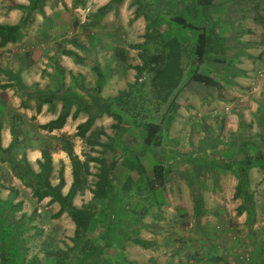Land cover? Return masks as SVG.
I'll return each mask as SVG.
<instances>
[{"label": "rangeland", "instance_id": "rangeland-1", "mask_svg": "<svg viewBox=\"0 0 264 264\" xmlns=\"http://www.w3.org/2000/svg\"><path fill=\"white\" fill-rule=\"evenodd\" d=\"M151 1L171 15L179 13L193 24L198 23L192 14V0ZM140 2L131 0L129 6L136 10ZM226 2L233 3L226 23L233 36L240 35L234 10L251 6V10L261 14V8L253 6L255 0ZM144 9L140 7L138 12L143 15ZM69 11V18L75 27L81 12ZM151 24L148 33L152 40L155 38L154 51L160 50L157 41L161 39L175 36L187 38L182 41L184 50L181 52L183 66L187 70L194 32L181 30L167 20L156 19ZM134 49L130 51L132 55L129 59L138 61L141 49ZM238 66L245 67L243 64ZM210 68L211 63L201 71L209 74ZM2 71L0 69V76ZM147 76H142L143 84L135 90L143 104L146 101L144 95L157 97ZM249 78V81L225 83V91L206 96L200 104L199 98L186 101L187 107L177 113L174 123L163 132L161 143L156 145L157 156L151 152L138 157L128 156L139 164L141 171L130 170L123 160L127 156V148L141 143L143 125L147 118H151L150 113L132 111L131 115H136L138 123H122L114 128L112 126L116 124V119L105 117L101 129L91 130L84 138L86 143L79 142V139L74 143H77V149L81 146L84 155L99 156L106 164L116 162L113 184L117 201L112 216L116 230L112 245L105 247L103 243L104 201L88 200V194L82 192L81 206L86 205L93 218L88 232L77 241L74 240L75 224L67 213L59 216L53 214V218H49L52 219L50 223H45L36 207L35 222L24 220L21 225L13 217H1L0 264H54L47 252L56 248L68 249L67 260L74 261L82 256L84 247L86 250L93 245H100L102 249L91 264H264V168L249 169L246 194L241 198L235 196L237 178L232 169L184 161L185 157L194 155L217 157L234 164L246 156V151L251 153L258 146L264 149V127L257 126L251 117H243L245 113L242 111L247 84H252V88L261 92L257 97V100H261L264 96V77L256 79L252 74ZM116 90L115 85L108 88L109 94H114ZM250 99L254 101L256 98ZM5 100L14 113L15 105L20 101ZM148 107L153 113L155 104ZM145 109L148 108L145 106ZM257 115L258 119H264L263 111ZM64 136L67 140L71 139ZM94 141L108 146L91 143ZM49 142L55 145V137ZM243 143L249 144L243 146ZM90 167L92 175L83 176L80 184L86 189L95 186L99 164L96 166L94 163ZM2 179L0 193L1 188H11L9 178L5 175ZM6 203L7 199L0 198V216ZM26 219L30 218L27 216ZM135 238H142L147 244L138 245L134 242ZM1 241L5 246L1 245Z\"/></svg>", "mask_w": 264, "mask_h": 264}, {"label": "crops", "instance_id": "crops-1", "mask_svg": "<svg viewBox=\"0 0 264 264\" xmlns=\"http://www.w3.org/2000/svg\"><path fill=\"white\" fill-rule=\"evenodd\" d=\"M130 1L0 0V24L22 25L21 35L16 41L0 46V69L3 70L0 76L1 146L7 148L13 136L18 146L14 155L0 154V157L20 161V164L25 158L31 168L38 172L37 160L42 158L41 150L53 137L56 139L65 134L71 137L69 140L79 159L83 161L86 158L87 155L81 152V146L77 149V143L74 142L79 139V142L86 143L84 138L88 133L95 128L101 129L105 117L111 118L106 113V101L108 105L119 90L135 81L136 71L131 66L141 63V59H129L132 55L130 51L135 50L130 44L144 40L152 19H146L144 15L135 18V8L129 6ZM17 5L23 7H16ZM217 5L220 6L211 11L209 25L214 26L223 43L219 52L211 54L204 66L211 63L207 75L218 83H188L177 97L180 105L177 113L186 108L188 100L193 97L199 98L197 100H200V104L201 99L206 96H214L220 90L225 91V83L249 81L252 74L256 79L264 77L257 73L258 64L260 66L264 61V0H255L253 4L261 8V14L251 10V6L234 10L237 17L235 24L239 22L240 31V35L236 36L230 32L229 25L226 28L233 3L224 1ZM104 6L106 8L99 11ZM69 10L81 12L75 27L69 18ZM65 50H69L71 54H65ZM239 64L245 67L240 68ZM98 71L103 75L100 79ZM141 79L142 77L139 80ZM97 83L100 84V89ZM114 85L117 90L114 94H109L108 88ZM251 85L247 84V92L243 97V117H251L262 128L264 119H258L257 114L264 112V96L257 100L261 92L258 93V89ZM6 98L20 101L15 105L14 113L10 111ZM250 98L256 99L252 101ZM195 109L199 110L197 107ZM61 112H68L63 127L53 130L40 128V125L56 119ZM89 117L92 119L91 127L85 137L81 138L76 135L77 126ZM49 146L53 166L50 182L52 185L59 182L58 172L63 166L65 184L62 193L65 195L73 182L71 161L61 149L59 140L56 139L55 145L50 143ZM94 163L91 161L89 165ZM0 167V182H3L5 175L11 181V188H1L0 198L7 199V203L2 207L3 214L0 218L13 217L20 225L24 220L34 223L37 207L42 220L50 223L52 219L49 218H53V214L59 210V203L51 202L49 196L37 200L28 184L34 182V178L25 174L18 163L15 171L7 162L0 163ZM89 170L92 172L91 167ZM93 189L94 186L79 189L73 197V204L81 206L82 192L88 194V200H92ZM27 216L30 219H26Z\"/></svg>", "mask_w": 264, "mask_h": 264}, {"label": "trees", "instance_id": "trees-1", "mask_svg": "<svg viewBox=\"0 0 264 264\" xmlns=\"http://www.w3.org/2000/svg\"><path fill=\"white\" fill-rule=\"evenodd\" d=\"M139 6L135 10V18L140 14L138 10L140 7L149 10L147 12L144 9V17L146 19H152V21L167 20L170 23L177 25L179 29L194 32L193 38L191 39L192 45L189 48L190 63L187 70L184 69L183 59L181 52L184 50L182 41L184 42L187 38L172 37L169 39H161L157 41L160 47L159 51H154L155 46L152 40L151 34L147 32L144 35V40L139 43L130 44L131 48L141 49L140 59L141 63L138 65L131 66L136 71L135 81L129 83L127 88L120 90L116 96L113 97L110 102L106 101V113L116 119V124L112 127H119L122 123H138L136 115H131L132 111L140 112L143 110L145 113H150L151 118H145L147 121L144 122V134L142 141L139 146H134L127 148L125 151L126 157L123 163L130 169L141 171L139 164H136L133 160L129 159L128 156L138 157L144 155L147 152H151L153 155L157 156L156 145L161 143V138L163 132L167 131L171 123L176 117L177 111L179 109V103L177 97L181 90H183L186 85L192 81L204 83V84H214L215 81L209 75L202 73L201 69L204 67L206 62L210 59V55L214 52L218 53L223 39L219 37L214 29V26L209 25L211 11L213 12L219 2L229 1V0H192V14L195 19H197V24L187 20L182 14L171 15L167 10L161 8L157 4H154L151 0H140ZM16 7H23L17 5ZM221 4V8H222ZM106 6L99 8L102 11ZM147 15V16H146ZM152 25V24H151ZM155 27V26H153ZM156 28V27H155ZM22 30V25L20 23L9 25L0 24V46L5 45L8 42L16 41ZM65 54L70 55L69 50L64 51ZM99 79L102 78V74L97 72ZM144 74L148 75L150 79L151 87L156 91L155 97H145L146 101L140 100L135 93L138 86H142L141 80H139ZM217 84V82L215 83ZM100 84L97 83V87L100 89ZM144 91V89H143ZM134 96V97H133ZM151 100V102H150ZM48 101V99H45ZM154 101V102H153ZM155 104V109L153 113L150 112L149 105ZM145 106L148 109H145ZM39 109V107H37ZM68 112H61L58 117L50 122L40 125L42 129L53 130L63 127ZM75 114H73L74 116ZM129 117H131L129 119ZM92 119L89 117L84 123L77 126L76 135L81 138L85 137V133L91 127ZM14 135V130H13ZM86 138V137H85ZM61 143V149H63L72 165V175L73 182L69 191L64 195L62 193V188L65 184L63 176V166L60 167L58 172L59 182L56 185H52L50 182L52 166L51 157V146L50 143L41 150L42 158L37 160L39 171L35 172L27 160L24 158L21 162H16V160H4L0 157V163L7 162L10 168L15 171L17 163L20 165L21 169L28 176L33 177L34 182H28V184L33 189V195L40 200L44 197L49 196L51 202H58L60 205L59 210L54 214L59 216L63 213H67L75 224L74 230V240L80 239L82 235L88 232L90 226V221L93 218V213L87 211L86 205L77 207L73 204V197L77 194V191L84 189L80 186L83 176L92 175L89 170V163L95 162L99 164L98 171L95 173L96 181L95 186L92 191L93 198L95 200L101 199L104 201L103 215H102V234L103 243L105 247H110L112 245V239L114 232L116 230L115 223L113 222V209L117 201V196L115 192V187L113 184L114 170L116 168V162L110 161L105 163L103 158L99 156H86V158L81 161L79 157L73 151V144L70 140H67L64 135L56 138ZM93 144L100 145L102 147H107L108 144L101 143L98 141L91 142ZM249 144V143H248ZM243 143V146L248 145ZM17 141L13 136V140L7 148L1 146V124H0V154H15L17 150ZM244 156L238 162L232 164L228 160H223L217 157H198V156H188L185 157L184 161L189 164H213L215 166H221L224 169H232L237 178L236 192L235 196L243 198L246 194V186L249 181L248 171L252 167L264 168V149L262 147H256L252 152H245ZM8 157V156H7ZM30 177V180H32ZM20 227V226H19ZM2 246H5L4 242ZM88 242V241H86ZM85 242V243H86ZM134 242L138 245L145 246L147 242L142 238H135ZM102 246L93 245L85 250L83 248L82 256L74 261L67 260L69 257L67 250L62 248H56L54 250L48 251L47 256L53 259L54 264H91L93 263L100 254Z\"/></svg>", "mask_w": 264, "mask_h": 264}, {"label": "built area", "instance_id": "built-area-1", "mask_svg": "<svg viewBox=\"0 0 264 264\" xmlns=\"http://www.w3.org/2000/svg\"><path fill=\"white\" fill-rule=\"evenodd\" d=\"M257 73H258L259 76H263L264 75V61L261 62L260 66L258 68Z\"/></svg>", "mask_w": 264, "mask_h": 264}]
</instances>
